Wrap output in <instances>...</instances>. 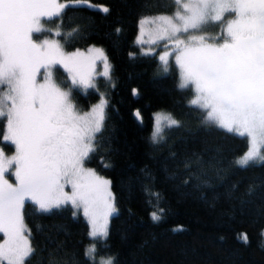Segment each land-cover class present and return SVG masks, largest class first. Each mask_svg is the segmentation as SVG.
<instances>
[{"label":"trees","instance_id":"trees-1","mask_svg":"<svg viewBox=\"0 0 264 264\" xmlns=\"http://www.w3.org/2000/svg\"><path fill=\"white\" fill-rule=\"evenodd\" d=\"M90 3L110 11L69 8L62 31H78L65 39L55 36L65 48L98 44L110 76L97 74L94 87L82 89L69 84L59 66L54 75L60 86H68L78 109L103 91V129L97 150L84 164L108 177L115 212L108 217L107 236L89 238L84 217L70 203L41 212L26 200L23 222L35 249L26 264H98L85 257L88 241L95 245L94 255L113 257L115 264H264V162L238 167L234 158L246 147V138L205 123L204 112L189 106L190 88H179L174 64L164 71L154 53L143 55L134 42L140 15L167 12L175 5L171 0ZM44 21V28L53 30L61 23ZM222 23L205 30L211 41L225 36ZM157 109L173 114L180 127L165 130L164 140L153 144L151 112ZM3 129L0 118V145L9 150L12 144L3 141ZM161 208L162 218L153 221L151 213ZM241 233H247L248 244L237 238Z\"/></svg>","mask_w":264,"mask_h":264},{"label":"snow or ice","instance_id":"snow-or-ice-1","mask_svg":"<svg viewBox=\"0 0 264 264\" xmlns=\"http://www.w3.org/2000/svg\"><path fill=\"white\" fill-rule=\"evenodd\" d=\"M171 2L176 6L171 16L140 21L158 25L156 39L147 43L167 41L165 48L171 46L172 52L165 51L159 57L164 71L168 70V57L175 55L182 76L179 88L194 86L189 106L204 112L205 123L248 139V149L236 159V165L246 169L258 160L264 162V0ZM79 7L96 9L90 0H0V118L6 119L3 141L16 148V154L10 157L0 149V233L5 236L0 242V264H26L35 254L30 231L25 235L28 230L22 209L26 200L38 205L41 212L67 203L75 208L83 206L92 225L90 236L97 239L107 236L106 227H98L99 221L106 224L107 217L115 212L109 191L111 182L83 166L97 150L106 101L102 100L90 113L79 115L70 93L55 84L50 71L44 83L36 80L42 68L47 70L55 64L69 68L71 63L72 83L92 86L90 75L76 60L82 53L65 56L58 40H33L34 34H53L52 29L43 27L42 19L61 21L54 31L61 39L75 34V28L64 33L62 24L67 9ZM96 10L104 14L110 11L108 7ZM226 14H234L236 19L227 23L226 38L220 37L224 43H209L211 37L193 34L222 23ZM138 43L146 42L138 38ZM89 51L94 52L92 61L104 62L102 75L110 76L111 66L104 50L94 47ZM137 94L133 89V95ZM134 115L143 122L139 110ZM153 120V144L164 140L165 130L180 127L171 113H155ZM6 174L13 175L16 183H9L4 178ZM65 184L71 185V195L63 192ZM151 195L159 198L160 194ZM163 211L161 208L152 212L153 221H159ZM237 238L249 243L247 233ZM95 252L93 245L85 250V257L93 259ZM101 264H115V258L109 257Z\"/></svg>","mask_w":264,"mask_h":264},{"label":"rangeland","instance_id":"rangeland-1","mask_svg":"<svg viewBox=\"0 0 264 264\" xmlns=\"http://www.w3.org/2000/svg\"><path fill=\"white\" fill-rule=\"evenodd\" d=\"M60 2L63 3V2H66V0H60ZM175 11H176V6H174V8L172 10L167 11V12H153V13L142 14L137 19L136 31H135V34H134V42L137 44V46L139 48V52L143 53L145 51H150V52L154 53L156 58H157V60H158V62L161 64V66H162V62L160 61L159 57L161 55H163L165 51L172 52V48H171L170 45H169V47L165 48L164 45L167 43V41H158L157 44H155V45H153L151 43H147V42H150V41L156 39V33H157L158 25L157 24H148V23L141 24L140 21L142 20V18H155V17L161 16V15L171 16ZM234 19H236L235 15L234 14H229L223 20L222 32L225 34V38H226V33L224 32V29H225L227 23L229 21L234 20ZM42 25H43V27H45L44 26L45 25V21L43 19H42ZM54 31L55 30H53V34L43 33V34L33 35V40H35L37 43H40L42 40H46V39L47 40H58L59 43L61 44V50H62V52L64 53L65 56H68V55L76 53V52L82 53L83 56L76 57V60L83 64L82 71L85 74L90 75V77H91L90 83L92 85L90 87H94L95 76L97 74H103L105 69H104V62L102 60L92 61L90 59L92 56H94V52H90L89 49H92L94 47L95 48H101V47L98 44H95V43H88V44H86L83 47L65 48L63 46L62 42L54 35ZM141 33H143L142 36H141ZM193 34L194 35H205V36H207L205 31L204 32H199V33H193ZM138 38L143 39L146 43H144V44L138 43ZM181 38H184V37H181ZM208 42L209 43H213V44L224 43V39L220 40L219 42H215L214 40L213 41L209 40ZM169 62H172L174 64L176 72H177V83L180 84L181 81H182L181 70H180V68H179V66H178V64L176 62L175 55H171V56L168 57V63ZM56 66L61 67V69L65 72V74H66V76H67V78L69 80V84L77 85V86L81 87L82 89L88 87V86H85L83 84H73L72 83V77L74 75V72L70 71L71 63L69 64V68H66L63 64L52 65L47 70L42 68L40 70V72L37 74V77H36L37 83L38 84L39 83H44L45 82L44 77L47 75V72L50 71L51 75H52V80L55 82V84L58 85L61 88V90L65 91V92H68V90H69L68 86H66V87L60 86L58 84V82L56 81V78H55V75H54ZM77 79H79V77H77ZM189 88L191 90V94L189 96L188 101L192 100L194 98V95H195L194 86H190ZM102 100H104L103 91L98 90V97L96 98V100H94L93 102L89 103L88 106L86 108H84V109H78L76 107H75V109H76V111H77V113L79 115H85L86 113H90L91 110L94 108V106H96L97 104H100ZM159 112L170 113L169 111L161 110V109H157V110H154V111L151 112L152 124H151V129H150V136L152 135V132H153V124H154L153 114L159 113ZM171 115L176 119V117L173 114H171ZM6 134H7L6 133V119H4V129H3V132H2V139H3V136L6 135ZM246 140H247L246 147L239 154H237L235 156V158H234L235 161H236V159L238 157H240L243 153H245L247 151L248 146H249V141H248V139H246ZM0 149L3 150L5 156H9L10 157V156H13V155L16 154V148H15L14 144H12V148L9 149V150L3 149V147L1 145H0ZM83 166H84L85 169L94 170L93 168H91L90 166H87L85 164ZM95 173L99 177H101L102 179L108 180V177H106L104 175H101V174L97 173L96 171H95ZM4 178L7 179L9 181V183H12V184L16 183L15 177L13 175H7L6 174ZM109 191H110V187H109ZM63 192L67 193L68 195H71L72 194L71 185L70 184H65L64 187H63ZM110 193H111V191H110ZM111 196H112V194H111ZM111 202L113 203V201H111ZM36 207H38V205H36ZM73 208H74V210H78L80 212V214L84 217V219H85V221L87 223V234H88V237L92 238L90 236V232L92 230L91 221H90L89 217H87L84 214L83 206H81L79 208H75L73 206ZM108 217H107V220H108ZM106 224H107V221H106ZM106 224H105L104 220H100L99 223H98V227H106ZM262 231H264V226L262 227ZM25 235H27V231L25 232ZM4 239H5L4 234L0 233V242H2ZM91 246H93L91 241L86 242L84 251L86 249H89ZM107 258H109L108 255H105V256H96V255H94L93 259H95L98 262V264H101V262L103 260H106Z\"/></svg>","mask_w":264,"mask_h":264}]
</instances>
